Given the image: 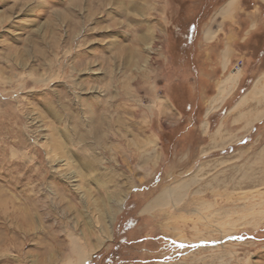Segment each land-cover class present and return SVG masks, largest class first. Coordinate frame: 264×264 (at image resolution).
I'll return each instance as SVG.
<instances>
[{"label": "rangeland", "instance_id": "374dc122", "mask_svg": "<svg viewBox=\"0 0 264 264\" xmlns=\"http://www.w3.org/2000/svg\"><path fill=\"white\" fill-rule=\"evenodd\" d=\"M226 1L0 0V264H264L262 28L205 115L228 74L220 38L264 3L224 21Z\"/></svg>", "mask_w": 264, "mask_h": 264}, {"label": "crops", "instance_id": "0c3cea01", "mask_svg": "<svg viewBox=\"0 0 264 264\" xmlns=\"http://www.w3.org/2000/svg\"><path fill=\"white\" fill-rule=\"evenodd\" d=\"M229 1V0H227ZM226 1V2H227ZM248 0H246L247 2ZM261 1V3H264V1L262 0H259ZM233 6L232 8L235 7V3H236V0L233 2ZM255 6V5H254ZM254 6L251 8V10H247V11H244V15H243V20H242V27H241V31H240V34H238V38L236 39L237 41L235 43H233L234 41H230V39L228 40V38H220L221 39V42H222V45L220 47L217 48V51L214 52V56L215 57H221V60L218 61L219 62V65L222 69L223 72L227 71V75H224L225 76H228L231 72L233 71H229L228 72V68H229V63H230V59L231 58H234L235 57V54L236 52H244V50L247 48V45L245 44V40L247 39V37H243L241 34L243 32V34L247 33L248 35H250L251 33H253V30L255 29H261V32L264 30V14H261V12L257 11ZM264 6V5H263ZM258 7V6H257ZM230 7H228V10H226V5H224L220 11L221 14V18H223L224 21H227L229 19V13L232 12V8L229 9ZM235 9V8H234ZM230 10V11H229ZM224 11H225V14H224ZM258 12V14H256ZM221 24H224L223 22ZM261 26V27H260ZM260 27V28H259ZM256 30V32H258L259 30ZM206 30H209V32L211 33V31H215V35L214 37H212L210 40L205 38V35L203 34L202 32V40H205L206 42H208L209 44H213L215 41L218 42V39H219V36H220V33H221V29H216V30H210V29H206ZM199 34V32H198ZM212 35V33H211ZM245 36V35H244ZM247 36V35H246ZM246 38V39H245ZM245 39V40H244ZM208 52H203L205 54V56L207 57H210V53H211V50H207ZM246 52H249L248 50H246ZM199 54V52H198ZM195 67V66H194ZM232 68V66H231ZM232 70V69H231ZM240 70V69H239ZM223 77V78H224ZM239 77V76H238ZM222 78V79H223ZM218 84V83H217ZM217 86V90H216V93L214 95L211 96L212 97H215L218 95V85ZM226 97V96H225ZM224 97V98H225ZM210 98V99H211ZM223 98V99H224ZM223 101V100H222ZM220 102L219 105H221L223 102ZM217 103V102H216ZM210 105V100H209V104L208 106L205 108V112H206V109L209 107ZM218 105V106H219Z\"/></svg>", "mask_w": 264, "mask_h": 264}, {"label": "bare ground", "instance_id": "6f19581e", "mask_svg": "<svg viewBox=\"0 0 264 264\" xmlns=\"http://www.w3.org/2000/svg\"><path fill=\"white\" fill-rule=\"evenodd\" d=\"M235 0H229V1H227L226 2V10H228V7H230L229 9H231L232 8V6H233V2H234ZM230 11V10H229ZM224 14H225V11H224ZM211 33H212V35H211ZM211 33L209 32V31H205L203 34L205 35V38H207V39H211L212 37H214V35H215V31H211ZM238 73H239V69H237L236 71H233V72H231L226 78H225V80L223 81V84H222V91L221 92H218V95L217 96H215V97H212L211 99H210V105H209V107L206 109V113H205V115H207V113L208 112H210L211 110H213L214 108H216V106L218 105V102L216 103V101H219V102H221L222 100H223V98L227 95V93L229 92V90L230 89H232L233 87H234V84H235V82H236V80H237V78H238ZM261 78H262V75H260L259 77H258V79L256 80V83H261L262 85H264V82L262 83V80H261ZM234 82V83H233ZM233 83V84H232ZM256 90H257V88H255ZM264 93V92H263ZM167 102H165V101H162V102H160L159 103V106H160V108L162 109V110H164L165 108H167ZM239 104H241V101L239 102ZM238 104V105H239ZM234 106H236V105H234ZM264 113V110L263 111H260V112H258L257 113V115L254 117V119H257L258 117H260L262 114ZM250 121H248L247 123H245V125H247V124H250L249 123ZM205 124H206V122H205ZM207 125V124H206ZM217 132V131H216ZM156 138H154L152 141H151V143H152V146H156ZM150 143V144H151ZM149 144V143H148ZM152 148V147H151ZM153 153H155V152H153ZM153 158H155V157H153ZM185 184V183H184ZM180 187V186H179ZM175 188H178V186H176ZM182 188H184V186L182 187ZM124 200H125V197L123 196L121 199H120V203L121 204H123V202H124ZM162 199H161V197H160V194L158 195V196H156L153 200H152V203L151 202H149V204H147L145 207H144V210H146V211H148V210H151V209H153V208H155L156 206H158V205H160L161 203H162ZM110 209V208H109ZM100 212V211H99ZM101 214H102V212H101ZM110 212L107 210V212H105V213H103L102 214V223H103V227L101 228V230H100V234L103 236V238L104 239H106V236H107V234H108V232H110V230H109V226H110V223H111V221L113 220V216L111 217L110 216ZM101 219V218H100ZM98 225V224H97ZM100 225H101V221H100ZM98 227H99V225H98ZM99 228V229H100ZM108 236H110V235H108ZM107 236V237H108ZM77 238V237H76ZM76 249V248H75ZM75 251V250H74ZM94 253V250H91L89 253H85L84 255H83V258H82V260H80V263L79 264H84V263H86V260H88V259H90V257H91V255ZM78 254V253H77ZM78 263V262H77Z\"/></svg>", "mask_w": 264, "mask_h": 264}, {"label": "trees", "instance_id": "16d2710c", "mask_svg": "<svg viewBox=\"0 0 264 264\" xmlns=\"http://www.w3.org/2000/svg\"><path fill=\"white\" fill-rule=\"evenodd\" d=\"M206 12H202V14L201 15H198V16H196L195 18H194V20H195V23H192V24H189L190 26L188 27V29H187V33L186 34H184V41H183V44L185 43V45H187V47H182L181 45H180V37L179 36H177V41H176V38H175V42H176V49L181 53V47L182 48H184V49H189L190 51H192L193 50V48H194V42H195V40H196V36L198 35V32H199V24L201 23V21H202V18L203 17H205V14ZM262 14H264V6H262ZM256 35V34H255ZM256 39L258 40L259 39V42H257V45H258V52L259 53H261V52H263L264 51V30L261 32H259L258 34H257V37H256ZM195 49V48H194ZM193 60V59H192ZM192 60L190 61V63H189V61H188V64H189V68H190V66H192V68L194 67L193 65V62H192ZM94 259H96V258H94ZM112 262H113V259H112V261H111V264H112Z\"/></svg>", "mask_w": 264, "mask_h": 264}, {"label": "built area", "instance_id": "2783aa9c", "mask_svg": "<svg viewBox=\"0 0 264 264\" xmlns=\"http://www.w3.org/2000/svg\"><path fill=\"white\" fill-rule=\"evenodd\" d=\"M240 67L238 66V64H234L233 66H232V69H234V70H237V69H239Z\"/></svg>", "mask_w": 264, "mask_h": 264}]
</instances>
